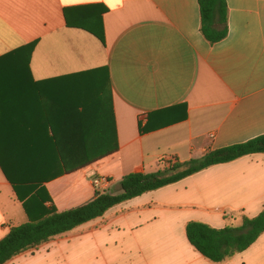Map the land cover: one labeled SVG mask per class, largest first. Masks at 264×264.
<instances>
[{"label":"crops","instance_id":"crops-1","mask_svg":"<svg viewBox=\"0 0 264 264\" xmlns=\"http://www.w3.org/2000/svg\"><path fill=\"white\" fill-rule=\"evenodd\" d=\"M199 1L0 0V241L29 221L1 166L4 147L12 179L32 180L15 165L33 161L21 150L32 132L87 148L80 160L92 165L43 184L60 212L120 194L127 175L264 136V0H226L228 35L214 45ZM93 177L109 181L105 192ZM263 211L264 154H254L129 200L7 264H264V233L220 263L187 237L192 222L236 229Z\"/></svg>","mask_w":264,"mask_h":264},{"label":"trees","instance_id":"trees-1","mask_svg":"<svg viewBox=\"0 0 264 264\" xmlns=\"http://www.w3.org/2000/svg\"><path fill=\"white\" fill-rule=\"evenodd\" d=\"M202 27L201 32L212 45L227 38L228 7L226 0H200ZM104 43L102 34L96 35ZM35 44L29 45V50ZM148 128L141 129L142 133ZM29 145L21 147L32 154L33 161L19 162V171L24 173L28 168L32 171V180L14 181L12 179L11 147H4L7 163L1 166L12 183L14 191L22 202L29 218L26 224L13 227L9 234L0 241V264H7L16 257L37 250L56 237L64 235L84 224L103 217L109 210L129 200L140 197L166 186L180 182L210 167L236 161L242 157L264 154V136L246 143L211 151L203 158L176 164L171 168L155 173H134L127 175L121 182V193H97L96 197L82 205L60 212L49 196L44 183L52 181L64 174L84 169L91 162L81 161L80 152L87 148L77 147L71 141H62L60 132L53 130L49 136L47 130L32 132ZM116 147L100 148L99 159H103L115 151ZM78 153V157L75 154ZM49 156V157H48ZM48 158L50 159L48 161ZM35 159V161H34ZM31 193L23 195L22 191ZM264 233V211L254 219H244L240 228L214 229L209 225L192 222L187 226V237L190 243L208 260L214 263L223 262L251 247Z\"/></svg>","mask_w":264,"mask_h":264},{"label":"built area","instance_id":"built-area-1","mask_svg":"<svg viewBox=\"0 0 264 264\" xmlns=\"http://www.w3.org/2000/svg\"><path fill=\"white\" fill-rule=\"evenodd\" d=\"M109 181L106 178L103 177H93V185L97 190H101L105 192V190L108 188Z\"/></svg>","mask_w":264,"mask_h":264}]
</instances>
